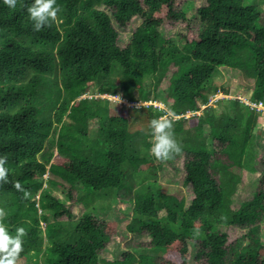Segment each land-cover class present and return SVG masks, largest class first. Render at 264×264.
Wrapping results in <instances>:
<instances>
[{"label":"trees","instance_id":"obj_1","mask_svg":"<svg viewBox=\"0 0 264 264\" xmlns=\"http://www.w3.org/2000/svg\"><path fill=\"white\" fill-rule=\"evenodd\" d=\"M82 1L57 0L55 21L36 32L27 12L32 0H17L15 8L0 0V156L8 169V182L0 183V223L12 236L25 229L17 260L162 264L167 246L199 240L204 264H264V188L231 208L242 170L257 171L255 139L264 114L232 101L218 118L205 109L198 117L201 128L185 127V116L220 91L214 82L223 68L248 67L242 73L252 78L249 101L264 104V0H199L198 38L181 45L160 32L163 9L166 18L185 20L184 12L174 11L175 0H91L88 7ZM130 23L131 39L120 47L116 28ZM88 88L129 103L160 102L170 116L141 106L134 120L143 126L131 132L126 117L101 114L99 99L77 101ZM163 117L172 122L182 152L161 161L149 151V123ZM114 157L123 162L113 165ZM151 158L154 168L135 170ZM174 160L182 161L186 200L156 182V171ZM17 181L26 197L13 186ZM57 187L66 200L85 207L79 218L67 212L65 220L49 221L48 213L63 208L53 196ZM99 198L133 205L123 238L134 235L136 247L110 261L101 257L104 228L88 219ZM238 211L257 224L230 243L226 230ZM195 224L212 234L197 237ZM143 235L147 245L141 244Z\"/></svg>","mask_w":264,"mask_h":264},{"label":"rangeland","instance_id":"obj_2","mask_svg":"<svg viewBox=\"0 0 264 264\" xmlns=\"http://www.w3.org/2000/svg\"><path fill=\"white\" fill-rule=\"evenodd\" d=\"M82 4L88 7L92 4L91 0H83ZM204 4L202 1L197 0H175L174 11L184 12L185 20L177 21L166 18V11L163 9L158 15L160 18H164V21L160 27V32L165 38L172 39L177 44L181 45L186 42L195 41L198 38L200 21L196 17V9L199 5ZM93 6H98L94 1ZM264 16V3L259 5ZM100 10H105L104 7L98 6ZM138 25V23H137ZM207 27H213V23L205 25ZM135 23H130L126 28L119 29L118 45L124 47L128 44L131 39L132 32L134 30ZM208 28V29H209ZM203 29H201L202 31ZM245 69V67H243ZM243 69V70H244ZM248 69V67H247ZM245 69V70H247ZM242 69L233 66L228 68L220 69V75L215 79L214 84L220 91L210 96L207 106L202 107L197 113H189L185 116L187 118L185 127L187 128H201L198 122V117L203 114V111L207 108L211 110L212 115L216 118L220 116L222 112H226L229 102L232 101H248L250 92L253 86L252 78H247L243 75ZM134 71L137 72L135 77L136 80L139 78L140 73L137 64L134 65ZM149 82V81H148ZM225 91V92H224ZM97 98L100 100V110L103 116H118L126 117L130 123L129 130L140 129L143 124L134 120L137 116L135 112L141 106L153 105L158 109L164 110L167 116H170L169 110L160 102H138L129 103L120 97H113L108 95H98L95 93L93 88H88L83 95L77 99H91ZM75 101V104L76 102ZM162 119H165L164 117ZM134 120V121H133ZM259 128L257 138L255 139L256 152L254 153V167L257 169L256 172L250 173L247 170H242L241 183L237 186L236 192L232 197V209L236 210L239 204L247 202L253 199V193L259 188H264V115L258 118ZM94 127V126H90ZM206 136L207 133H204ZM217 149L220 146L216 145ZM215 147V146H214ZM151 154V153H150ZM54 155L55 152H54ZM120 157L112 158V164L122 163ZM156 162L151 159H143L139 162L136 167V171L144 172L147 169L154 168ZM182 161L174 160L171 164H164L160 170L156 171V182L162 188V191L176 192L185 200L188 198V190L181 184L182 180ZM46 175L44 179H46ZM46 187V185H43ZM53 196L61 200L63 208L54 210L53 214L48 213L49 221L60 216L59 219L65 220L66 213L69 212L77 219L85 210V207L81 203L68 201L62 194V188L57 187L52 189ZM179 196V197H180ZM95 208L90 215L89 223L96 228H104V234L107 238L106 249L102 252L101 257L105 260H113L120 258L121 255L127 251L132 250L136 247V237L132 234H126L125 226L131 220L132 214V203L131 202H120L113 201L112 198H99L94 202ZM235 213V212H234ZM236 216L232 215L233 221L230 223V227L226 230L229 236V242H233L239 238L241 232L255 226L257 222L251 218L246 217L243 213L237 212ZM113 224V225H112ZM40 227L42 230L45 229V223L41 222ZM196 231L197 237H206L212 234V231H206L202 226L195 224L193 227ZM264 229V228H263ZM149 238L143 235L141 238V244L147 245ZM260 243L264 247V236ZM264 256V250L260 252ZM162 264H204V253L200 245L199 240L194 241H175L171 245L165 248L164 253L161 254ZM40 264L42 260L40 259ZM16 264H27L25 260H17Z\"/></svg>","mask_w":264,"mask_h":264},{"label":"clouds","instance_id":"obj_3","mask_svg":"<svg viewBox=\"0 0 264 264\" xmlns=\"http://www.w3.org/2000/svg\"><path fill=\"white\" fill-rule=\"evenodd\" d=\"M3 3L9 8H15L17 0H3ZM59 11L57 0H32L27 12L29 19L33 22V31L39 32L50 26ZM149 130L152 140L149 151L156 159L169 160L182 152L181 145L174 137L173 124L170 120L154 118L149 123ZM5 164L6 157L0 156V183L8 182V169ZM13 186L18 191L24 192L25 197L28 195L27 191L21 188L19 181L15 182ZM4 215L3 210H0V218ZM24 235L23 227L16 228V235L12 236L5 225L0 223V264H16L19 254L23 251L22 238Z\"/></svg>","mask_w":264,"mask_h":264},{"label":"built area","instance_id":"obj_4","mask_svg":"<svg viewBox=\"0 0 264 264\" xmlns=\"http://www.w3.org/2000/svg\"><path fill=\"white\" fill-rule=\"evenodd\" d=\"M243 103L244 105L249 106L250 109L256 110L257 112H261V114H264V104L262 102L243 101Z\"/></svg>","mask_w":264,"mask_h":264}]
</instances>
